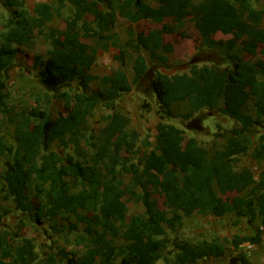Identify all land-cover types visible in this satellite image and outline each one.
I'll list each match as a JSON object with an SVG mask.
<instances>
[{
	"label": "trees",
	"instance_id": "trees-1",
	"mask_svg": "<svg viewBox=\"0 0 264 264\" xmlns=\"http://www.w3.org/2000/svg\"><path fill=\"white\" fill-rule=\"evenodd\" d=\"M14 6V24L1 35L0 41V101L7 89L5 72L14 65L19 47L30 43L37 30L63 17L62 8L70 4L73 15L65 19L64 30H52V39H61L62 45L48 52L45 59L36 58V68L43 83L50 88L78 84L81 91L64 92L59 100L64 103L65 114L55 116L49 106L33 108L13 120L18 150L16 162L0 171V194L12 199L16 210L32 217L34 222L58 218L70 221L69 230L77 231L85 225V234L76 242L80 254L59 250L39 260L35 241L24 238L17 246L15 235L0 232V257L13 259V264H198L206 254L216 256L222 240L195 245L190 241L168 237L166 228L175 233L182 222L196 213L210 215L215 211L235 214L239 218H259L263 229L256 242L264 235V167L256 179L253 171L242 166V156L251 152L252 158L264 163V135L254 147L257 127H264V67L252 60L244 62L234 55L236 43L217 41L218 33L234 35L241 41L240 51L256 59L264 56L263 17L252 0H49L59 8L40 9L33 16L21 0H8ZM93 13L98 29L87 21ZM119 18L130 24L149 21L163 25L147 35H137L130 28L129 39L121 45L113 32ZM174 19L171 26L167 21ZM194 23L202 38V45L212 50L222 49L231 67L216 65L191 66L190 73L168 76L152 68L144 55L151 53L157 64L169 66V55L175 52L164 36L176 33L186 37L185 28ZM83 39H93L95 45L84 50ZM263 46V49H260ZM111 47L130 50L136 56L133 64L135 85H141L151 75L150 91L167 118H177V109L185 105L188 113L180 117L188 121L203 110L216 111L229 116L236 125L224 136L222 149L210 152L197 139L187 138L180 132L159 126L154 152L146 156L142 167L131 166L127 173L131 183L121 178L124 166L122 152L135 145L138 133L126 132L130 121L115 112L107 118L101 131L93 133L89 120L101 104L114 108L122 95L133 87L124 70L101 79L91 71L97 62L99 50ZM101 81L102 88L91 90V84ZM249 85L248 102L222 109L231 92L241 91ZM49 105V103H48ZM85 142L91 149L89 161H76L65 155L71 146L85 161L78 147ZM58 146L62 152L54 150ZM15 147L0 136V152L12 154ZM66 177L69 181L63 182ZM83 187L87 198L82 205L73 189ZM141 190V193L137 192ZM38 191L47 198V210L36 206L31 197ZM153 193L164 197L165 209L153 198ZM234 195L231 199L226 197ZM126 198L141 203L145 214L129 217ZM3 215L11 213L4 209ZM97 216H90V214ZM241 264H254L246 256Z\"/></svg>",
	"mask_w": 264,
	"mask_h": 264
},
{
	"label": "rangeland",
	"instance_id": "rangeland-1",
	"mask_svg": "<svg viewBox=\"0 0 264 264\" xmlns=\"http://www.w3.org/2000/svg\"><path fill=\"white\" fill-rule=\"evenodd\" d=\"M24 7L33 15L40 9L59 8L58 4H53L49 0H21ZM199 1V0H187ZM255 9L263 17L264 27V0H252ZM16 6L8 0H0V41L1 35L14 24V11ZM63 17H55L54 20L45 25L41 30L35 32L34 39L25 45L19 47V53L14 65L5 72L7 89L4 92L3 99L0 101V136L8 145L15 147L12 154H3L0 152V171H4L12 166L18 156V150L15 141V126L13 120L20 119L24 112L33 108L46 109L49 106L55 116L65 114L64 103L59 100V95L68 92L74 94L81 91L78 84H71L57 89L47 87L36 68V58L42 56L48 57V52L62 45L61 39H52L49 35L52 30H64L65 19L73 15V8L68 3L62 8ZM87 21L93 29H98L95 23L94 15L91 13ZM174 19L167 21L168 25H173ZM132 28L137 35H147L151 30H161L163 25L155 24L149 21H143L139 24H130L124 19L119 18L113 32L120 39L121 45L129 39L128 30ZM186 37L176 33H169L164 36L165 42L174 45L175 52L169 55L171 64L169 66H160L155 57L144 51L148 64L152 68H158L163 74L174 76L177 74L190 73L192 60H195L199 66L216 65L222 69L232 66L229 58L222 49L212 50L202 45V38L197 31L194 23L189 22L185 28ZM217 41H232L236 43L234 55L238 56L240 61L252 60L258 66L264 67V56L259 53L254 59L251 55L240 51L241 41L234 35H223L218 33L214 36ZM84 50H88L95 45L93 39H83ZM263 49V46H260ZM135 54L130 50H120L111 47L108 51L99 50L96 64L91 73L101 79L104 76L112 75L118 70H124L133 87L131 93L124 94L115 103L114 108L107 104L98 106L94 117L89 120L90 130L93 133H99L107 124V118L115 112L126 116L130 121L126 130L131 135L133 131L138 133L135 145H129L122 152L124 166L120 167L121 178L126 184H130L132 179L127 173V169L135 165L142 167L146 156L154 152L155 137L159 132V126L167 129H173L182 133L187 138H195L199 144L210 152L220 150L225 145L224 136L230 131L236 123L227 115L220 112L203 110L192 119L186 121L180 116L188 113L185 105L177 109V118H167L160 109L156 96L150 91L149 85L151 75L144 82L137 86L133 81V64ZM241 91L231 92L229 101L222 105V109H233L235 105H242L248 102L247 108L253 113L252 105L248 99L249 85L244 84ZM102 88L101 81L97 80L91 84L92 91H98ZM49 103V105H48ZM261 135H264V127H257L253 137L254 147L258 146ZM78 149L85 155V161L79 156L75 148L71 146L65 155H71L76 161L87 162L92 155V149L85 143H81ZM54 150L62 152L58 146ZM242 166L250 168L256 179L259 180V174L264 167L263 162L255 161L251 152L243 155ZM69 180L64 177L63 182ZM2 189V186H0ZM80 197L81 204L84 205L87 194L83 187L73 189ZM141 193L140 189H137ZM234 195L226 198L231 199ZM32 201L36 206L42 205L44 211L47 210V198L38 191L31 192ZM153 198L159 203L160 209L164 207V197L153 193ZM125 201L129 207V217L134 214H145L146 209L141 203H136L129 198ZM4 209L11 211L8 215H3ZM90 216L96 217L91 213ZM70 221L58 218L56 220L44 219L42 223L34 222L33 218L27 214L17 211L12 199L6 198V194H0V232L10 231L15 235L12 245L17 246L24 238H31L35 241L39 260H44L50 254H56L58 259L59 250H65L68 253L80 254L81 247L77 245L78 235L85 234V225L80 224L77 231H70V222L75 223L74 218ZM263 229L259 218H239L235 214H226L222 211H215L210 215L196 213L191 218L185 219L173 233L166 228L168 237L187 240L195 245L210 243L215 239L222 240V246L216 256L206 254L198 264H241V257L246 256L254 264H264V235L262 241L257 243L256 237L259 230ZM13 259H1L0 264H13ZM61 264H65L61 262ZM116 264H123L119 260ZM128 264H139L130 262ZM158 264H167L159 262Z\"/></svg>",
	"mask_w": 264,
	"mask_h": 264
},
{
	"label": "water",
	"instance_id": "water-1",
	"mask_svg": "<svg viewBox=\"0 0 264 264\" xmlns=\"http://www.w3.org/2000/svg\"><path fill=\"white\" fill-rule=\"evenodd\" d=\"M195 63H196V61H195V60H192V61H191V64H195Z\"/></svg>",
	"mask_w": 264,
	"mask_h": 264
}]
</instances>
